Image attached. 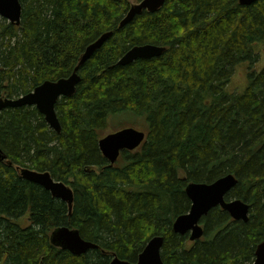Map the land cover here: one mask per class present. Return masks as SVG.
<instances>
[{
  "label": "trees",
  "instance_id": "1",
  "mask_svg": "<svg viewBox=\"0 0 264 264\" xmlns=\"http://www.w3.org/2000/svg\"><path fill=\"white\" fill-rule=\"evenodd\" d=\"M20 3L19 25L0 17V96L68 77L90 43L112 35L79 66L74 94L56 102L59 133L33 106L0 111V264L136 262L157 235L164 264L252 262L264 241V67L248 72L241 94L226 86L236 65L259 58L252 46L264 43V0H165L123 27L128 0ZM146 43L166 49L117 64ZM124 111L145 118V139L110 166L98 141L108 115ZM17 167L68 184L71 211ZM228 173L237 184L225 199L248 203V221L216 206L200 221V239L175 233L174 219L191 204L186 184ZM63 225L97 247L79 255L55 247L49 235Z\"/></svg>",
  "mask_w": 264,
  "mask_h": 264
},
{
  "label": "water",
  "instance_id": "2",
  "mask_svg": "<svg viewBox=\"0 0 264 264\" xmlns=\"http://www.w3.org/2000/svg\"><path fill=\"white\" fill-rule=\"evenodd\" d=\"M165 0H140L131 4L119 22L123 27L143 11L154 13L164 4ZM241 5H250L257 0H238ZM22 5L20 0H0V17L8 22L19 25L21 20ZM112 31L102 33L96 40L90 43L82 53L79 61L68 77L57 80H45L35 86L31 91L18 97L0 96V111L7 107L33 106L44 117L45 122L51 129L59 133L61 124L57 116L55 105L60 97L74 94L76 85L80 80L78 68L90 56L107 41ZM166 47L146 43L130 47L117 61L119 65H126L138 58L150 59L160 56ZM145 139V132L133 127H123L114 132L102 136L98 141L102 155L107 159L109 165H113L123 150L132 151L138 148ZM4 156H1L2 159ZM22 178L39 184L49 191L54 198L65 202L68 211L73 205V191L66 183L54 179L48 171H37L26 167H20ZM237 184L236 177L225 174L211 183L189 182L185 186V193L190 200V208L187 212L178 215L173 223L172 229L175 233L187 234L190 241L200 239L204 234L201 219L208 211L216 206L226 211L233 220L248 221L250 205L241 199H225V195ZM52 245L67 250L74 255L85 253L88 249L96 248L97 245L83 239L76 228L59 226L52 230L49 235ZM163 237L160 235L151 237L138 254L136 262L113 257L109 264H164L161 259V248ZM248 264H264V241L257 244L254 260Z\"/></svg>",
  "mask_w": 264,
  "mask_h": 264
},
{
  "label": "rangeland",
  "instance_id": "3",
  "mask_svg": "<svg viewBox=\"0 0 264 264\" xmlns=\"http://www.w3.org/2000/svg\"><path fill=\"white\" fill-rule=\"evenodd\" d=\"M130 5L136 3V0H128ZM252 49L259 54V58L254 65L249 62H243L235 66L232 73L230 82L226 86L228 93L241 94L248 84V72L254 69L255 72H259L264 67V43H256L252 46ZM4 97V96H3ZM141 116L135 115L132 112L124 111L121 113L109 114L107 118L106 128L102 132V136L114 132L123 127H133L140 131H147V121ZM146 124V127H145ZM28 220H24V224H27Z\"/></svg>",
  "mask_w": 264,
  "mask_h": 264
},
{
  "label": "bare ground",
  "instance_id": "4",
  "mask_svg": "<svg viewBox=\"0 0 264 264\" xmlns=\"http://www.w3.org/2000/svg\"><path fill=\"white\" fill-rule=\"evenodd\" d=\"M238 3H239V1H238ZM240 4V3H239ZM49 126V125H48ZM100 150V149H99ZM17 166H19V165H17ZM18 168V167H17ZM19 169V168H18ZM34 170V169H33ZM20 173V172H19ZM68 185V184H67ZM172 227V226H171Z\"/></svg>",
  "mask_w": 264,
  "mask_h": 264
}]
</instances>
